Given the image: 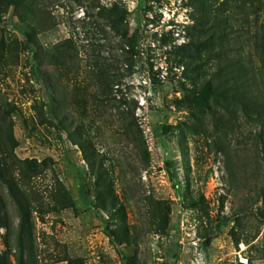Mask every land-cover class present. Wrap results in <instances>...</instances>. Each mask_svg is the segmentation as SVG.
I'll use <instances>...</instances> for the list:
<instances>
[{
    "label": "rangeland",
    "instance_id": "rangeland-1",
    "mask_svg": "<svg viewBox=\"0 0 264 264\" xmlns=\"http://www.w3.org/2000/svg\"><path fill=\"white\" fill-rule=\"evenodd\" d=\"M0 264H264V0H0Z\"/></svg>",
    "mask_w": 264,
    "mask_h": 264
},
{
    "label": "trees",
    "instance_id": "trees-1",
    "mask_svg": "<svg viewBox=\"0 0 264 264\" xmlns=\"http://www.w3.org/2000/svg\"><path fill=\"white\" fill-rule=\"evenodd\" d=\"M14 2V4L17 6V8L21 7L22 5V1L23 0H12ZM217 20V19H216ZM215 26V23H214ZM33 35H34V31H28L27 32V39L30 42V44L36 43L33 40ZM258 35H256L255 37H257ZM214 38H211L208 40V43H213L211 42V40H213ZM257 39H260L259 36L257 37ZM66 42H70V40H66ZM262 44V43H261ZM34 47V46H33ZM36 47V46H35ZM212 47H208V50H211ZM213 49V48H212ZM217 56H215L216 58H218L219 60V64L217 67V72L220 73L223 68H222V63L225 61V57L224 55L228 56L229 61L226 63L227 67H230L231 71H235L236 69L238 70H243L242 67L245 66L244 64V59L241 57H238L236 54H234L233 56L230 54H226L223 51H220L219 53H216ZM249 71L246 70V74L243 75V79L241 80L240 75H231L229 80H222V78L217 79L215 82H213V80H209V81H205L204 83H202L201 89H199V91H204L206 92L208 95H215L216 97H224V98H229L232 101L238 103L239 105H241V107L245 110H248V108L250 106H253V108L255 109L254 111L256 112V114H261L262 111V107H260V103L258 100H255L253 97L250 96V87L252 85L251 82V78ZM41 77L45 80L47 87L51 86V88H54L56 86L54 79L52 77V75L50 73L45 72L44 70H41L40 73ZM228 82V83H227ZM227 98V99H228ZM56 101L53 99L52 103L49 104V107L55 106ZM257 107L259 108L257 110ZM54 114V112H52ZM56 119H58V121H63L66 117L65 116H55ZM80 146L82 147L84 154L87 157V151H86V144L84 143H80ZM106 176V172L104 170V168H102L100 166V168H98L97 170V182L98 183H105L102 191H100V195L101 193L106 192L107 194H110V199H111V203L113 207H116L115 204V197L113 195V192L110 191V185L107 183L106 180H104ZM2 180L4 181V183L6 184L9 193L11 194V196L13 197V199L15 200V202L18 204L20 210L22 211V214L25 216L26 212H24V204H23V200H22V196L20 194V191L18 189V187L16 186L14 180L8 176V175H1ZM25 219V218H23Z\"/></svg>",
    "mask_w": 264,
    "mask_h": 264
}]
</instances>
